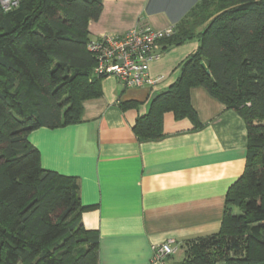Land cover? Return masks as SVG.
I'll use <instances>...</instances> for the list:
<instances>
[{"label":"trees","instance_id":"obj_1","mask_svg":"<svg viewBox=\"0 0 264 264\" xmlns=\"http://www.w3.org/2000/svg\"><path fill=\"white\" fill-rule=\"evenodd\" d=\"M100 13V0H19L8 12L0 8V264H98L97 234L80 221L87 207L77 181L44 170L28 135L77 123L82 103L100 96L103 77L94 75L87 49V23ZM193 39L197 50L132 131L140 140L158 138L165 113L198 125L193 87L242 119L247 156L221 226L187 242L182 262L264 264V0H201L162 42Z\"/></svg>","mask_w":264,"mask_h":264},{"label":"crops","instance_id":"obj_2","mask_svg":"<svg viewBox=\"0 0 264 264\" xmlns=\"http://www.w3.org/2000/svg\"><path fill=\"white\" fill-rule=\"evenodd\" d=\"M88 21L90 41L134 28L176 26L201 0H100ZM198 47L196 39L157 46L152 87L125 89L112 76L100 81V96L82 103L80 120L29 133L44 170L75 178L84 229L98 238V264H183L181 249L152 263V248L174 239L179 247L217 232L228 189L243 173L247 132L242 119L201 87L189 90L197 124L165 113L162 134L140 140L132 126L149 102L178 77L179 66ZM136 102L123 109L122 103ZM183 254V253H182Z\"/></svg>","mask_w":264,"mask_h":264},{"label":"built area","instance_id":"obj_3","mask_svg":"<svg viewBox=\"0 0 264 264\" xmlns=\"http://www.w3.org/2000/svg\"><path fill=\"white\" fill-rule=\"evenodd\" d=\"M19 0H0L4 12L15 9ZM175 33L173 28L155 30L150 27L134 28L123 35H102L89 41L88 51L95 57L93 73L96 76H112L125 89L152 87L160 78L149 76V66L158 58L157 46ZM180 247L174 239L152 248V263H162L175 255Z\"/></svg>","mask_w":264,"mask_h":264},{"label":"rangeland","instance_id":"obj_4","mask_svg":"<svg viewBox=\"0 0 264 264\" xmlns=\"http://www.w3.org/2000/svg\"><path fill=\"white\" fill-rule=\"evenodd\" d=\"M180 249H181V252H180L181 254H180V255H182V256H183V254H182V253H183V251H185V250H188V249H189V247H187V246H186V247H184V248H183V247H181ZM180 249H179V250H180Z\"/></svg>","mask_w":264,"mask_h":264},{"label":"water","instance_id":"obj_5","mask_svg":"<svg viewBox=\"0 0 264 264\" xmlns=\"http://www.w3.org/2000/svg\"><path fill=\"white\" fill-rule=\"evenodd\" d=\"M201 67H202L203 69H206L204 64H201ZM206 74L209 75V72L206 71Z\"/></svg>","mask_w":264,"mask_h":264}]
</instances>
